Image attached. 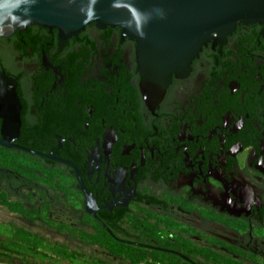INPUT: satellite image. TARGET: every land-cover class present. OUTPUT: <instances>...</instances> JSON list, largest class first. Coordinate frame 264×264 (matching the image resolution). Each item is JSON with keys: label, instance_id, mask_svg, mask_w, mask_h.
<instances>
[{"label": "flooded vegetation", "instance_id": "flooded-vegetation-1", "mask_svg": "<svg viewBox=\"0 0 264 264\" xmlns=\"http://www.w3.org/2000/svg\"><path fill=\"white\" fill-rule=\"evenodd\" d=\"M0 66L20 120L0 144V209L15 212H0V257L51 246L99 264H264V25L203 47L153 108L119 28L27 27L0 38ZM85 216L99 244L80 240Z\"/></svg>", "mask_w": 264, "mask_h": 264}, {"label": "water", "instance_id": "water-1", "mask_svg": "<svg viewBox=\"0 0 264 264\" xmlns=\"http://www.w3.org/2000/svg\"><path fill=\"white\" fill-rule=\"evenodd\" d=\"M92 23L136 43L140 91L153 108L203 47L221 44L239 25H264V0H0V38L32 26L77 35ZM0 80L10 84L1 66ZM0 93L7 99L0 144L9 146L6 138L20 130L19 101L11 84ZM87 212L94 215L90 203Z\"/></svg>", "mask_w": 264, "mask_h": 264}, {"label": "rangeland", "instance_id": "rangeland-1", "mask_svg": "<svg viewBox=\"0 0 264 264\" xmlns=\"http://www.w3.org/2000/svg\"><path fill=\"white\" fill-rule=\"evenodd\" d=\"M4 215H15L13 210L0 209ZM2 223V224H1ZM2 219H0V238H10V232H12L7 225L3 224ZM91 221L86 218L84 221V226L81 230L80 240L84 243L94 244V238L88 235L90 232ZM99 231V230H98ZM99 244V243H98ZM20 251L23 247H19ZM51 246H41L38 251L32 252L26 248H23L22 252H25V255L17 256H6L0 257V264H18L23 260H28L29 262H39L41 264H99L97 261L93 260L92 257L87 256L86 254L73 253L70 251L65 252L64 254L51 253ZM122 255V254H120Z\"/></svg>", "mask_w": 264, "mask_h": 264}, {"label": "trees", "instance_id": "trees-1", "mask_svg": "<svg viewBox=\"0 0 264 264\" xmlns=\"http://www.w3.org/2000/svg\"><path fill=\"white\" fill-rule=\"evenodd\" d=\"M115 228H117V227H115ZM118 229L120 230V227H118ZM121 231V230H120Z\"/></svg>", "mask_w": 264, "mask_h": 264}]
</instances>
